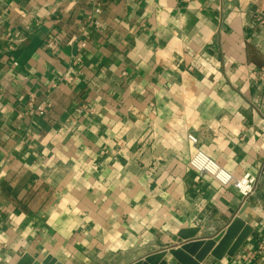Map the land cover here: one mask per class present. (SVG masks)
Here are the masks:
<instances>
[{"label": "crops", "instance_id": "crops-1", "mask_svg": "<svg viewBox=\"0 0 264 264\" xmlns=\"http://www.w3.org/2000/svg\"><path fill=\"white\" fill-rule=\"evenodd\" d=\"M263 65L250 0H0V264H132L236 215L251 236L200 264H264Z\"/></svg>", "mask_w": 264, "mask_h": 264}, {"label": "water", "instance_id": "water-1", "mask_svg": "<svg viewBox=\"0 0 264 264\" xmlns=\"http://www.w3.org/2000/svg\"><path fill=\"white\" fill-rule=\"evenodd\" d=\"M242 211L240 212V214ZM253 227L248 225L240 215H236L228 226L218 234L207 238H195L197 229L181 231L178 238L185 242L171 246L157 253L146 256L132 264H167L164 257L170 253L179 264H200L208 256L221 260L226 256H234L245 244L253 232ZM52 259H47L43 264H53ZM15 264H40L24 255Z\"/></svg>", "mask_w": 264, "mask_h": 264}, {"label": "built area", "instance_id": "built-area-1", "mask_svg": "<svg viewBox=\"0 0 264 264\" xmlns=\"http://www.w3.org/2000/svg\"><path fill=\"white\" fill-rule=\"evenodd\" d=\"M187 2L195 1V0H185ZM250 4L252 7V13L254 20L260 25L264 26V0H250ZM101 4L96 2L94 12L89 16L88 26L92 27V24L98 25L99 22L95 19V15L101 13ZM87 27L83 29V32L86 33ZM81 45H84L82 43ZM51 46V45H50ZM256 79L263 87V94L261 98L258 100V106L262 112H264V65L261 66L254 73ZM44 106H39L38 111L43 112ZM189 139L196 143L197 139L193 135H189ZM188 167L195 171L196 173L209 176L214 179L217 183H219L223 187H233L235 188L241 196L244 198V201L252 196L257 188H258V178L252 174L251 172H245L240 176H236L226 168H224L221 164H219L216 160L211 158L207 153H205L201 149H197L193 155L191 156ZM259 248L264 250V241L259 245Z\"/></svg>", "mask_w": 264, "mask_h": 264}]
</instances>
